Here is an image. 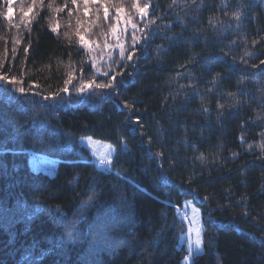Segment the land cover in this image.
Here are the masks:
<instances>
[{
  "label": "trees",
  "instance_id": "obj_1",
  "mask_svg": "<svg viewBox=\"0 0 264 264\" xmlns=\"http://www.w3.org/2000/svg\"><path fill=\"white\" fill-rule=\"evenodd\" d=\"M121 9L137 31L98 70L80 37L108 42ZM261 61L264 0H0V264H186L187 202L190 264H264Z\"/></svg>",
  "mask_w": 264,
  "mask_h": 264
},
{
  "label": "rangeland",
  "instance_id": "obj_2",
  "mask_svg": "<svg viewBox=\"0 0 264 264\" xmlns=\"http://www.w3.org/2000/svg\"><path fill=\"white\" fill-rule=\"evenodd\" d=\"M147 4H139L135 12L136 15L145 17L148 19L149 11ZM140 9H144L143 12ZM136 19L127 12L125 9L119 11L117 24L111 33V37L108 42H97L92 40L83 39L84 46L88 49L94 64L97 66L98 70L103 65H106L110 62L116 54H124L127 52V44L129 35H132L137 31ZM147 23V22H146ZM129 34V35H128ZM92 89H89V92ZM80 145L86 148L93 159V163L96 167L103 172L110 173L113 172L112 164L115 156L116 148L115 146L95 140L93 138H82L79 140ZM30 163L33 170L39 172L49 173L54 175L57 159L48 158L45 155L37 154L33 151H30ZM100 162H104L110 168L100 166ZM178 212L184 218L185 222L188 225V249L189 257L186 264L192 263V259L195 255L202 253L203 251V224L201 220V211L195 207L192 202H187L184 207L178 208ZM200 240L201 243L198 245L196 242Z\"/></svg>",
  "mask_w": 264,
  "mask_h": 264
},
{
  "label": "snow or ice",
  "instance_id": "obj_3",
  "mask_svg": "<svg viewBox=\"0 0 264 264\" xmlns=\"http://www.w3.org/2000/svg\"><path fill=\"white\" fill-rule=\"evenodd\" d=\"M73 3H75V0H73ZM106 11H107V10H106ZM140 11L143 12L144 9H140ZM8 12H9V14H11L12 9L9 8V9H8ZM27 14H28V13H25V15H27ZM233 15L236 16L237 14L233 13ZM10 18H11V15H9V19H10ZM237 18H238V16H237ZM80 39L83 40L84 37L81 36ZM249 55H250V54H249ZM131 58H132V54L129 55V59H131ZM261 64H264V61H261ZM105 75H107V74H105ZM0 79H6V77H4V76H0ZM111 79H112L113 81H115L116 76L113 75V76L111 77ZM9 82L11 83V82H13V81H9ZM87 87H91V84L89 83V84L87 85ZM100 87H102V88H111V87H112V84L100 85ZM19 91H20L21 93H23L25 90H24V88H20ZM62 91L67 92L68 89H67V88H64V89H62ZM79 91L82 92V91H83V88H80ZM45 99H47V97H45ZM128 107H131V106H128ZM220 107H223V106L221 105ZM137 123H139V121H137ZM241 140H243V137H241ZM249 147H251V145H249ZM260 147H261V148H264V144H261ZM160 155H163V153H160ZM91 199H92V197H89V200H91ZM245 215H247V213H245ZM196 243L199 245V244L201 243V241L198 239Z\"/></svg>",
  "mask_w": 264,
  "mask_h": 264
}]
</instances>
